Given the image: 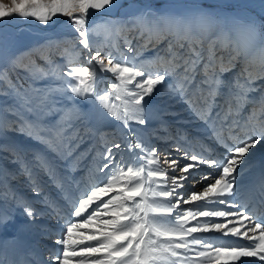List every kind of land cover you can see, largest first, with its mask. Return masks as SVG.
I'll return each mask as SVG.
<instances>
[{"label": "snow or ice", "instance_id": "1", "mask_svg": "<svg viewBox=\"0 0 264 264\" xmlns=\"http://www.w3.org/2000/svg\"><path fill=\"white\" fill-rule=\"evenodd\" d=\"M205 2L168 3L182 10L161 11L147 0L135 15L89 20L119 8L120 0H0V19L18 15L48 25L62 15L76 33L0 66V96L6 98L0 102V152L17 165L0 167V202L14 203L29 220L43 215L10 183L24 175L39 196L36 175L43 172L69 208L65 218L56 202L43 201L63 220L54 241L61 247L47 260L31 252L28 259H13L16 249L7 245L18 238H9L0 242V264H264V181L255 203L236 199L238 180L252 167L246 157L264 146V94L253 95L264 88V22L250 13L247 20L235 14L218 20ZM99 36L103 42H96ZM58 49L62 64L52 58ZM150 51L154 55L145 57ZM85 52L86 67L62 71ZM105 73L114 79L100 88ZM157 86L159 95L179 97L203 125V139L179 131L161 137L157 132L168 131L163 123L153 131L156 139L171 140L178 157L165 149L162 158L155 145L129 139L136 136L131 123H147L142 101ZM97 116L101 123L119 121L129 135L117 139L115 131L93 127ZM13 133L38 146L13 139ZM97 136L100 148L79 151L85 139ZM77 172L85 175L77 178ZM12 219L0 212V227ZM209 233L233 239L217 243Z\"/></svg>", "mask_w": 264, "mask_h": 264}, {"label": "rangeland", "instance_id": "2", "mask_svg": "<svg viewBox=\"0 0 264 264\" xmlns=\"http://www.w3.org/2000/svg\"><path fill=\"white\" fill-rule=\"evenodd\" d=\"M168 1L171 0H154L155 2V7L161 11H181L182 9L180 8H168L167 4L169 3ZM194 1V0H193ZM223 1H227V0H206L204 7L206 9L211 10L215 15L216 18L218 20H223L225 22H227V20L229 19V14H235L237 17L243 18V19H248L249 17L245 14L250 13L252 16L257 17L261 22H264V14H261L262 12H264V0H260L258 1V3L253 4V7H246L245 10H243L242 8H240L238 6V3H233V4H223L220 5L219 3L223 2ZM4 3H10L11 0H3ZM147 2V0H120V7L113 10L112 12H96L95 15H90L89 16V20H97L100 19L101 17L104 18H108V17H112V18H121L124 17L126 18L127 16L130 15H135L137 12L141 11L144 6L145 3ZM192 3V2H189ZM187 2L184 3H180V4H189ZM136 5L135 7H129V5ZM177 4V3H176ZM230 25H228L226 23V27H229ZM76 35L74 29H72L69 26V18L62 16V15H58L56 17H53L52 21H49L48 25H43L40 24L39 22L34 21L33 18H28V19H23L20 18L18 15H13L12 17H6L3 19H0V66H6L8 63V60L14 56L17 55L19 53L22 52H27L28 50L37 47L38 45L44 44L46 41L51 40V39H60L63 37H71L74 38ZM213 35H215V32H213ZM234 35V34H233ZM93 37H90V40H92ZM96 42L100 43L103 42L104 37L103 36H99L95 38ZM136 42L134 41V44ZM165 45L161 44L160 48H163ZM87 53L85 52L81 57L80 60L78 62H74L71 65H67L65 66L62 71L67 72L69 67H74V66H87ZM154 55V52H146L145 53V57L148 56H152ZM35 58V57H33ZM53 60L58 63V64H62L63 60L61 58V56L59 55V49L56 51V54L53 55ZM37 63L38 64H43V61H40L39 59H37ZM152 71H155V69H152ZM233 73H229L228 76L230 77ZM18 75H22V74H18ZM104 75V79L103 81H98V86L100 88H107L108 87V82L112 81L114 78L112 77L111 73H105ZM13 79H16V75L13 76ZM65 79L70 80L71 77H65ZM139 79V78H138ZM44 83V82H42ZM264 83V82H261ZM26 86V84H25ZM159 93V86H157V89L153 92V94L151 96H147L145 97L144 101L147 102H155L156 106L160 109L159 110V114H161V116L168 118V122L164 123V125L167 127L168 131L167 133L163 132L161 134H159V132H157V135H162V136H167L170 135L172 137H175L177 134V129L176 127L178 126L179 123L182 124H186L185 128L183 129L182 133L184 132V130L186 129V131L184 132V134H186L188 136V138L191 140L194 137V134H198L200 133V131L203 129V125L201 122L197 121L195 116L190 112V110L188 109L187 104L181 102L179 100V97H177L175 100H169L166 96H161L158 94ZM261 94H264V88H261L260 92L254 93L253 95L258 97ZM6 98L0 96V102L4 101ZM142 101V102H144ZM7 103L11 104L12 100L8 99ZM65 103H67V101H65ZM77 103L80 104L81 101L77 100ZM85 109L90 107V104H83L82 105ZM247 111V109L245 110ZM53 119H55V117H53ZM190 123V124H189ZM197 123V127H189L187 128V126H193V124ZM189 124V125H188ZM155 125L154 128H148L146 130V132H143L141 130H137L135 128V130H133L136 133L135 137L129 136V139L132 140V142H135L136 137H139L140 139H143L144 142L147 143H151L153 145H155L158 149L162 150L161 152H163V150H165V148L167 150H169L171 147V140L166 144L163 142V140L161 141H157L158 139H156L155 136L152 135L153 131H155L156 129H159V127ZM197 128V129H196ZM197 130V131H196ZM104 132H108L111 133L113 131L116 132V138L117 139H122L124 136H128L129 133L123 129V126L120 124L119 121H115L114 119H112L111 121V125L106 126L103 129ZM187 131H190L192 133H187ZM13 139H18L23 143L26 144H33L32 141L30 140H24V138L22 136H17L16 134H11ZM201 135V134H200ZM199 135V137H200ZM87 139H85L84 142H86ZM96 141V143H95ZM3 141H0V143H2ZM95 144V147L97 148V144H99V138L97 136V138H93L91 139V142L89 143V145H83L81 144L79 151H84L85 149L89 148L92 144ZM33 146H38V145H34ZM101 146H99L100 148ZM164 153V152H163ZM95 154V151H93L92 155ZM7 157V159L5 158ZM11 157L9 156L8 153L6 152H0V167L2 168H7L10 171L11 170H17V165L10 163ZM89 162L88 164L91 163V156L87 159ZM179 174V173H178ZM76 175V174H75ZM78 178V175L76 176ZM42 181H45L42 185ZM11 186L16 190H21L22 188H25V192L32 190L31 186L32 184L29 182L28 178L24 175H19L17 176L16 179H13L10 181ZM36 183L40 185L41 189H42V195L43 199L45 197L48 196V198H54V202H56L59 206H62L65 203H60V201L57 198L59 197V193L58 190L56 189V187L53 184H50V180L48 178V176H46L43 172H39L36 175ZM55 187V188H54ZM28 189V190H27ZM50 190V191H49ZM27 195L30 197L32 195L31 192L27 193ZM47 195V196H46ZM77 195V193H76ZM25 197V196H23ZM75 197V196H74ZM27 198V197H25ZM28 199V198H27ZM33 200V199H32ZM32 200L31 203H32ZM44 201V200H43ZM41 199H34V202L36 203H32V207L36 210V212H42L43 214H45L47 212V210H41L39 211V208H44V203ZM38 203V204H37ZM8 206V207H7ZM60 207L64 210L63 207ZM65 206V205H64ZM7 207L8 209L3 210ZM15 205L12 202H9L7 204H5L4 202H0V212H14L15 210ZM17 209V208H16ZM9 210V211H8ZM11 210V211H10ZM69 211V208H68ZM63 213H65L63 211ZM38 215L35 217V219H38ZM51 218L55 219L54 216H52ZM68 218V217H65ZM75 219V218H73ZM5 228L4 226L0 227V238L1 236H3L5 234ZM37 242H42L41 240L37 239ZM27 245V246H26ZM43 245V244H41ZM8 246V245H7ZM25 246L27 247V250H24L23 247H19L20 251L22 252V254H24L25 259H28V254L34 253L35 254V250L33 249L32 245H28L27 243H25ZM61 246L59 245V248ZM10 249V248H9ZM36 257V255H35ZM48 256L46 257L47 260ZM13 259L18 260V255H13ZM45 260V259H44ZM43 259H41L40 261H44ZM5 264H7V261H5ZM33 264L34 261H33Z\"/></svg>", "mask_w": 264, "mask_h": 264}, {"label": "bare ground", "instance_id": "3", "mask_svg": "<svg viewBox=\"0 0 264 264\" xmlns=\"http://www.w3.org/2000/svg\"><path fill=\"white\" fill-rule=\"evenodd\" d=\"M258 1L260 0H227V1H223L221 3H219L220 5L223 6V4L229 3V4H233V3H238V6L240 8H244L243 10H245L246 7L250 6L253 7L255 3H258ZM169 3H184V2H194L193 0H171L168 1ZM253 5V6H252ZM262 14V13H261ZM226 26V23H225ZM233 40H237L238 38L233 35L232 36ZM254 55L258 58L259 57V53L255 52ZM241 65L238 63L237 64V68L234 70V72H238L240 70ZM252 68V70L254 72H258L259 69L255 66H250ZM142 104L146 105V114H147V123L145 125H139L137 123H131L130 127L132 130H135V128L137 130H141L143 132H146V130L148 128H151L155 125H157L159 127V129L161 128V124L167 123L168 122V118L166 117H162L161 114H159V108L156 106L155 102H147L144 101L142 102ZM100 111H103L102 109H100ZM111 121L112 118H108L104 123L100 122V118L97 116L95 119H93L92 121V126L98 128L100 131H103V129L106 126H110L111 125ZM163 123V124H164ZM190 124V123H189ZM188 124V125H189ZM193 124V123H191ZM185 123H179L178 126L176 127L177 132L179 131L180 133H182L183 129L185 128ZM197 123L193 124V126H187V128L191 127H197ZM157 127V128H158ZM197 129V128H196ZM186 131V129L184 130V132ZM197 131V130H196ZM164 131L161 129V131L159 132V134L163 133ZM184 132L182 134H184ZM187 133H192L190 131H187ZM201 134V135H200ZM200 135V138L203 139V129L200 131V133L198 134H194V137H197ZM161 137H163L162 135H160ZM193 137V138H194ZM97 138V137H95ZM99 138V137H98ZM157 141H161V140H157ZM91 142V139H87L86 142L83 143V145H89V143ZM96 143V141H95ZM172 143V142H171ZM205 144H209L210 142L207 140H204ZM94 144V143H93ZM92 144V145H93ZM169 144V143H168ZM100 143L97 144V148H99ZM193 147L195 146L194 142H193ZM170 149L167 150L168 153L172 156V157H178L180 155L179 152H177L173 147H169ZM166 149V148H165ZM199 149H197L198 151ZM164 153L161 152V157L163 158ZM90 157V156H89ZM88 157V158H89ZM87 158V159H88ZM84 161L85 165H88V160ZM246 159H248L249 164L252 165L251 170L247 171L242 179L238 180V184L241 186L240 190L236 196L237 201H241V200H248L252 197L251 191H250V187H255V190L257 192V195H255L256 197H258L259 194V186L261 184L262 181H264V146H260L258 145L250 154L249 157H246ZM78 175V178L80 176L85 175L84 172H77L76 176ZM177 176H179L178 173H176ZM45 181H42V185L45 184ZM52 184V183H50ZM32 188V186H31ZM55 188V187H54ZM28 190V189H27ZM195 190L196 191H200L201 190V185L197 184L195 186ZM50 191V190H49ZM70 191H72V195L76 196V191L70 189ZM31 192L32 195L29 197L27 195V193ZM18 194H20L21 196H25L28 198V200H32V203L34 202V199H41L42 201L45 199H43V196L41 195H36L32 190L29 189V191L25 192V188L18 190L17 191ZM47 196V195H46ZM48 197V196H47ZM50 200L54 201V198H49ZM60 201V203H65L62 199L57 198ZM36 204V203H35ZM38 204V203H37ZM65 205V206H64ZM61 206L64 208V214L65 217H67V213L68 211V206L66 204H64ZM44 208H39V211L41 210H47V212L43 215H38V219H32L29 220L26 216L23 215L22 210L19 208H15L14 212H7L4 211L3 213L6 214H10L13 219L9 221V223L7 225L4 226L5 228V234L3 236H1L0 238V242L2 241H6L9 238H18V242L17 243H12V244H8V248L10 249H16V252L14 255H18V260H19V256L23 255L22 252L20 251L19 247H23L24 250H27L25 243H27L28 245H32L33 249L35 250V255L36 258L41 260V259H45L46 257L49 256L51 254V252L55 251L56 249L59 248V245L55 244L54 241L58 238L60 231H61V225L63 224V220H59V218L57 217V215L55 214V212H53V210L49 207H47L44 204ZM60 206V207H61ZM8 207V206H7ZM5 208L6 210L8 208ZM185 208L188 207V205L184 206ZM3 207V210H5ZM9 211V210H8ZM11 211V210H10ZM42 213V212H39ZM52 216H54L55 219L51 218ZM45 229H47V231H45ZM243 230V229H242ZM209 236H214L216 238H218L217 243H219L222 240H231L233 239L231 236L228 237H221V235L219 233H209L206 234ZM38 240H41L42 242H37ZM243 243H247V241H242ZM43 244V245H41ZM194 256V254H192ZM25 257V256H24ZM195 258V257H194ZM245 260H255V258H243ZM35 263V261H34ZM255 264H261L260 261L256 260Z\"/></svg>", "mask_w": 264, "mask_h": 264}, {"label": "water", "instance_id": "4", "mask_svg": "<svg viewBox=\"0 0 264 264\" xmlns=\"http://www.w3.org/2000/svg\"><path fill=\"white\" fill-rule=\"evenodd\" d=\"M173 4H176V3H173Z\"/></svg>", "mask_w": 264, "mask_h": 264}]
</instances>
